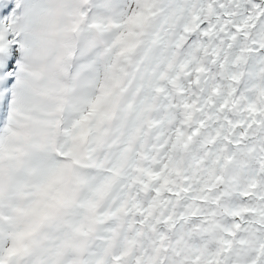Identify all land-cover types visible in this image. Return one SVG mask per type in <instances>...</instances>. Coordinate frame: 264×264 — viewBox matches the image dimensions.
I'll list each match as a JSON object with an SVG mask.
<instances>
[{
    "label": "snow or ice",
    "instance_id": "6c2138e0",
    "mask_svg": "<svg viewBox=\"0 0 264 264\" xmlns=\"http://www.w3.org/2000/svg\"><path fill=\"white\" fill-rule=\"evenodd\" d=\"M0 264H264V0H0Z\"/></svg>",
    "mask_w": 264,
    "mask_h": 264
}]
</instances>
